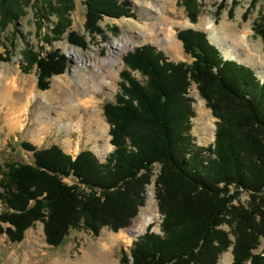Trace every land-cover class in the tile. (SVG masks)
I'll use <instances>...</instances> for the list:
<instances>
[{
  "label": "trees",
  "instance_id": "16d2710c",
  "mask_svg": "<svg viewBox=\"0 0 264 264\" xmlns=\"http://www.w3.org/2000/svg\"><path fill=\"white\" fill-rule=\"evenodd\" d=\"M179 1L196 24L199 1ZM227 1L217 8L218 20ZM236 5L234 1L230 16ZM84 6L92 40L102 34L99 22L104 17H136L128 2L86 0ZM28 8L36 10L39 33L43 21L56 16L54 29L44 38L51 44L71 28L75 1L0 0V43L1 33L15 26ZM112 30L118 32L116 27ZM254 31L264 41V15ZM178 39L192 64L170 61L151 44L124 56L116 103L104 106L115 147L105 163L90 150L73 157L57 145L39 149L23 144L34 161L7 163L2 172L0 199L6 211L0 222L8 227L0 226V233L19 244L41 222L47 243L58 248L73 230L95 237L104 228L119 232L145 206L159 165L155 186L161 234L150 226L130 254L122 253L123 264H219L229 250L233 264H264V248L256 253L264 239V82L250 68L225 61L205 33L183 30ZM69 42L83 50L88 47L76 32L69 34ZM22 53L21 69L28 73L37 68L40 90H47L49 79L67 70L68 59L59 51L43 56L27 45ZM192 84L218 120L215 141L207 148L197 146L192 136ZM71 177L77 184L65 182ZM243 191L250 200L246 206L236 205Z\"/></svg>",
  "mask_w": 264,
  "mask_h": 264
},
{
  "label": "rangeland",
  "instance_id": "374dc122",
  "mask_svg": "<svg viewBox=\"0 0 264 264\" xmlns=\"http://www.w3.org/2000/svg\"><path fill=\"white\" fill-rule=\"evenodd\" d=\"M74 1L75 9L70 14L72 20L71 28L68 29L59 41H54L51 44L44 41L45 36L50 35V31L54 29L58 21L56 16H51L49 19L44 20L43 29L39 33L36 25L38 23L36 10L33 8H28L24 17L15 24V26L10 25L6 31L1 33L0 70L8 77L5 82L13 87L25 88V90L34 87L35 92L32 95H36L37 98L30 99V116L26 121L27 124L29 123L30 128L16 129L8 132L2 131L0 179L3 170L6 169L7 163L29 164L34 161L33 154L23 148L24 143L33 144L39 149L50 148L57 145L67 154H71L74 157L83 150H90L96 154L101 163H105L110 153L114 150V147L111 142V127L104 114V106L107 103H116V97L120 91V74L125 69L123 61L124 56L134 51L137 47L151 44L157 47L158 50L164 52L170 61L186 62L188 64H192L194 61L191 56L185 53L183 45L182 57L175 58L171 54L167 44L169 27L166 26L167 22L170 20L182 24V26L179 25L174 27L173 30V35L178 42H180L178 33L183 30L195 29L207 35L203 30L196 28L201 22V18L205 16H210L217 28H219L223 22H226L234 29L236 28L235 30L238 32L249 31L250 35L248 40L251 46L258 49L259 55L264 60V41L261 37L257 36L254 31L256 22L264 15V0H228L226 2L227 8L222 12L219 20L217 19L216 12L222 0H198L202 7L201 14L196 24L190 21L185 8L179 0H118L120 3L128 2L132 9V13H134L136 17H123L121 19L104 17L99 22L102 34L96 36L95 40H92L89 33L86 32V7L84 6L86 0ZM234 1L237 2V5L234 9V15L230 16L229 11ZM162 7H165L166 11L176 12L174 18L169 17ZM246 12L248 14L247 17H245ZM159 17L167 21L160 26L161 32L151 33L149 28L150 26L156 27ZM188 21L192 26L187 25ZM114 27L118 28L117 33L113 32L112 28ZM71 32H76L80 36H83L88 47L83 50L79 46L71 44L69 42V34ZM13 34L15 35L14 37ZM127 36L134 39L136 45L122 54L118 64H113L111 66L110 70H115L114 74H116L117 77L112 79L110 75L113 74V72L107 75V69L106 74L102 76L105 77L106 75L107 81L115 86V92L111 94L109 92L110 90L106 87L99 93L94 92L93 95L96 96L95 108L94 106L90 109L76 107L75 103L77 101L79 102L77 99L92 98H88L89 96L75 95L77 87L79 88V84L72 73L74 64L70 59L71 51L75 49L79 50L82 55L92 54L96 58H104L108 53L109 45L114 42L113 40L125 38ZM12 41L14 45L11 44ZM208 41L210 42L209 39ZM27 45H30L35 51H40L43 56L54 51H59L68 59L66 72L62 75L50 78L49 88L45 91L38 88L37 68L32 69L28 73H24L21 69V63L23 62L22 52ZM39 48H43V50H39ZM6 51H10L11 54L6 55ZM4 57H9V59L6 61ZM78 69L79 74H84L87 77L91 76L93 73L92 70L83 67H79ZM253 71L260 81L264 80V77L260 76L256 70L253 69ZM134 76L141 82L144 81L140 74L135 73ZM69 82H72L73 86L66 88L69 90L72 89L71 95L75 97L69 98V102L65 103L58 100L53 101L52 98H42L45 94L49 95L55 92L54 84L62 86L65 89V85ZM189 96L193 100V107L196 112V116L192 120V136L194 143L199 147L207 148L215 141L216 123L218 120L212 114L206 101L201 97L196 84H192L190 87ZM93 111L99 113V120L104 127V138L101 141H97V137L92 133L94 129L89 127L88 124L84 127L83 134L78 129H72L71 131L69 129L71 122L74 119H80L82 116L88 123L90 114ZM46 125L51 126L47 127ZM159 171L160 166L156 165L153 172L154 176L152 178V183L147 188L146 204L140 209L138 216L132 220L127 228L119 232L104 228L98 237L83 230H73L66 242L57 248L47 243L44 224L38 222L25 233L24 240L19 244L12 243L6 234L0 233V264H123L122 253L127 252L130 254L133 243L142 235L136 237L129 233L132 224L144 222L152 212H155L158 216L157 222L150 226H153V231L155 233L161 234L163 218L159 212L158 202L156 200L157 189L155 186V180L158 177ZM65 182L69 185L77 184V180L74 177L65 179ZM249 200L248 193L243 191L235 204L246 206ZM5 211L6 209L0 199V216ZM0 226L3 228L8 227L7 224L1 222ZM222 228L230 232L229 227L223 226ZM263 248L264 239L262 240L261 247L256 253H260ZM233 261L234 257L232 250H229L222 255L219 264H233Z\"/></svg>",
  "mask_w": 264,
  "mask_h": 264
},
{
  "label": "bare ground",
  "instance_id": "6f19581e",
  "mask_svg": "<svg viewBox=\"0 0 264 264\" xmlns=\"http://www.w3.org/2000/svg\"><path fill=\"white\" fill-rule=\"evenodd\" d=\"M162 8L165 12V7ZM166 14L169 17L174 18L176 12L166 11ZM157 21L158 23L156 24V27L150 26L149 30L151 33L161 32L160 26L165 24L167 20L159 17ZM179 25L182 26V24L175 23L172 20L168 21L166 24V26L169 27V31L167 34V44L169 46L171 54L175 58L182 57V44L176 41L173 35L174 27ZM187 25L192 26L189 21ZM196 28L207 33L210 42L216 45L221 50L226 59L234 60L243 65L249 66L256 70L260 76L264 77V60L259 55L258 49L251 46L248 40L250 35L249 31L238 32L237 30H235L236 28L234 29L226 22H223L221 26L217 28L210 16L202 17L201 22L197 25ZM113 41L114 42L109 45L108 53L104 58H96L92 54L82 55L79 50L75 49L71 51L70 59L74 64L72 73L79 84V88L76 86L77 92H75V95L86 97L89 96L88 98H92L81 100L77 99L79 100V102L77 101L75 103L76 107L90 109L94 106L95 108L96 96L93 95L94 92L99 93L106 87L110 90L109 92L111 94L115 92V86L107 81L106 75L105 77L102 76L106 74L107 69V75L110 72H113L110 77H112V79L116 78L117 75L114 74L115 70H110L111 66L113 64H118L121 60L122 54L132 49L136 45V43L134 39L129 36L121 39H115ZM79 67L90 69L94 74L92 73L89 77L84 74H79ZM6 79H8V77L3 71L0 70V147L3 137L2 131L8 132L16 129H27L30 126L29 123H26L30 116V99L37 98L36 95H32L35 92L34 87L28 90H25V88L23 89L19 87H13L9 83L5 82ZM70 86H73L72 82H69L67 85H65V89L62 86L54 84L55 92L53 91L54 93H51L49 95L45 94L44 96H42V98H52L53 101L58 100L65 103L69 102V98H75L74 95H71L72 89L69 90L66 88ZM86 124L94 129L92 133L97 137V141H101L104 138V127L99 120V113L97 111H93L90 114L88 123L84 120L83 116L80 117V119H74L71 122L69 129L70 131L72 129H78L83 134ZM46 126L49 127L51 125ZM157 218V214L155 212H152L144 222L132 224L129 233L132 236L136 237L143 234L148 230V227H150V225L157 222Z\"/></svg>",
  "mask_w": 264,
  "mask_h": 264
},
{
  "label": "water",
  "instance_id": "95a60500",
  "mask_svg": "<svg viewBox=\"0 0 264 264\" xmlns=\"http://www.w3.org/2000/svg\"><path fill=\"white\" fill-rule=\"evenodd\" d=\"M194 30H195V29H194ZM210 43H211V42H210ZM211 44H212V43H211ZM212 45H213V44H212ZM214 46H215V45H214ZM217 48H218V47H217ZM218 49H219V48H218ZM219 51H220V49H219ZM220 52H221V51H220ZM224 59H225V60H228V59H226L225 57H224ZM246 67H249V66H246ZM249 68H251V67H249ZM251 69H252V68H251ZM252 70H253V69H252ZM146 233H147V231H146L144 234H146ZM144 234H143V235H144Z\"/></svg>",
  "mask_w": 264,
  "mask_h": 264
}]
</instances>
